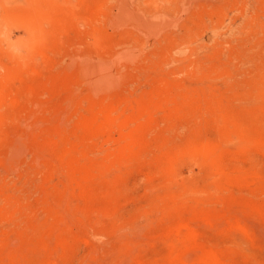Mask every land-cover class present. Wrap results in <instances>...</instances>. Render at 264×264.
Masks as SVG:
<instances>
[{
    "label": "rangeland",
    "instance_id": "1",
    "mask_svg": "<svg viewBox=\"0 0 264 264\" xmlns=\"http://www.w3.org/2000/svg\"><path fill=\"white\" fill-rule=\"evenodd\" d=\"M262 138L264 0H0V264H264Z\"/></svg>",
    "mask_w": 264,
    "mask_h": 264
},
{
    "label": "bare ground",
    "instance_id": "2",
    "mask_svg": "<svg viewBox=\"0 0 264 264\" xmlns=\"http://www.w3.org/2000/svg\"><path fill=\"white\" fill-rule=\"evenodd\" d=\"M260 137V136H259ZM257 139V138H256ZM258 139H260L261 140V137L260 138H258ZM257 139V142L260 144L261 143V141L259 142V140ZM263 139V138H262ZM264 140V139H263ZM262 144V143H261ZM251 207V206H250Z\"/></svg>",
    "mask_w": 264,
    "mask_h": 264
}]
</instances>
